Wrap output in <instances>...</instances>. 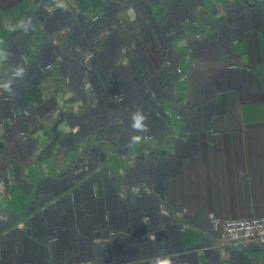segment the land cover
<instances>
[{
  "label": "crops",
  "instance_id": "0c3cea01",
  "mask_svg": "<svg viewBox=\"0 0 264 264\" xmlns=\"http://www.w3.org/2000/svg\"><path fill=\"white\" fill-rule=\"evenodd\" d=\"M0 54V264H264L214 222L264 215V0H0Z\"/></svg>",
  "mask_w": 264,
  "mask_h": 264
},
{
  "label": "built area",
  "instance_id": "2783aa9c",
  "mask_svg": "<svg viewBox=\"0 0 264 264\" xmlns=\"http://www.w3.org/2000/svg\"><path fill=\"white\" fill-rule=\"evenodd\" d=\"M216 225L223 226L224 238L231 244H252L264 245V215L238 217L222 220L216 218ZM70 264H96L91 261L72 262Z\"/></svg>",
  "mask_w": 264,
  "mask_h": 264
},
{
  "label": "clouds",
  "instance_id": "9594fccd",
  "mask_svg": "<svg viewBox=\"0 0 264 264\" xmlns=\"http://www.w3.org/2000/svg\"><path fill=\"white\" fill-rule=\"evenodd\" d=\"M6 54H0V59H3ZM20 72H23V69L20 70ZM147 117L141 112V111H136L134 117H133V123H132V128L137 130L138 132H146L147 125L144 123L146 121ZM134 140H140L139 136H134Z\"/></svg>",
  "mask_w": 264,
  "mask_h": 264
},
{
  "label": "water",
  "instance_id": "95a60500",
  "mask_svg": "<svg viewBox=\"0 0 264 264\" xmlns=\"http://www.w3.org/2000/svg\"><path fill=\"white\" fill-rule=\"evenodd\" d=\"M12 72H15V70L13 69ZM57 141H58V134H56V136L50 137L49 142L44 148L43 152L46 153L47 155L50 154ZM39 157H41V154L39 155Z\"/></svg>",
  "mask_w": 264,
  "mask_h": 264
},
{
  "label": "rangeland",
  "instance_id": "374dc122",
  "mask_svg": "<svg viewBox=\"0 0 264 264\" xmlns=\"http://www.w3.org/2000/svg\"><path fill=\"white\" fill-rule=\"evenodd\" d=\"M13 75H15V74H13Z\"/></svg>",
  "mask_w": 264,
  "mask_h": 264
}]
</instances>
